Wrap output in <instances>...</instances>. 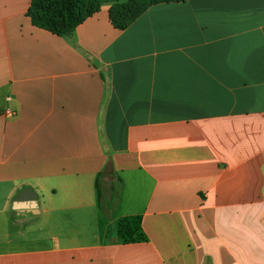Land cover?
<instances>
[{
    "label": "crops",
    "instance_id": "crops-1",
    "mask_svg": "<svg viewBox=\"0 0 264 264\" xmlns=\"http://www.w3.org/2000/svg\"><path fill=\"white\" fill-rule=\"evenodd\" d=\"M116 1L0 0V264H264V0Z\"/></svg>",
    "mask_w": 264,
    "mask_h": 264
},
{
    "label": "trees",
    "instance_id": "trees-1",
    "mask_svg": "<svg viewBox=\"0 0 264 264\" xmlns=\"http://www.w3.org/2000/svg\"><path fill=\"white\" fill-rule=\"evenodd\" d=\"M102 0H31L26 15L32 25L58 36H69L76 26L100 9ZM186 0H124L109 6L108 16L112 25L126 29L148 7L158 3ZM140 215L123 216L117 220L116 232L124 243L145 240Z\"/></svg>",
    "mask_w": 264,
    "mask_h": 264
}]
</instances>
